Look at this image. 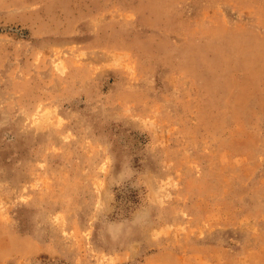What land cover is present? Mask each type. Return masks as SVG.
Listing matches in <instances>:
<instances>
[{"label":"rangeland","instance_id":"1","mask_svg":"<svg viewBox=\"0 0 264 264\" xmlns=\"http://www.w3.org/2000/svg\"><path fill=\"white\" fill-rule=\"evenodd\" d=\"M0 264H264V0H0Z\"/></svg>","mask_w":264,"mask_h":264}]
</instances>
